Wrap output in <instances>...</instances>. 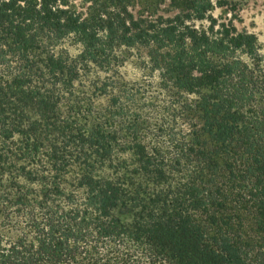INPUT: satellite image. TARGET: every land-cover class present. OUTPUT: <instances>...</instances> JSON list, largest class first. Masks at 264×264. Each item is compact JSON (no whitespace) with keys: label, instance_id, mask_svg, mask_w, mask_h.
Here are the masks:
<instances>
[{"label":"trees","instance_id":"obj_1","mask_svg":"<svg viewBox=\"0 0 264 264\" xmlns=\"http://www.w3.org/2000/svg\"><path fill=\"white\" fill-rule=\"evenodd\" d=\"M76 1L0 0V264H264L256 36L214 0Z\"/></svg>","mask_w":264,"mask_h":264},{"label":"rangeland","instance_id":"obj_2","mask_svg":"<svg viewBox=\"0 0 264 264\" xmlns=\"http://www.w3.org/2000/svg\"><path fill=\"white\" fill-rule=\"evenodd\" d=\"M76 3L80 5V0H77ZM132 7L137 10L139 6L134 2ZM157 7H160L159 12L164 16H171L175 13V9L168 1L157 5ZM228 7L234 10L229 12L226 6H219L214 0L213 8L208 14L210 13L217 21L231 18L239 31L246 30L249 33H253L257 38L259 51L264 54V0H231ZM199 23L207 24V21H195L197 26ZM67 48L71 54H76L78 50L77 46H73L69 43L67 44ZM142 65V60L137 59L135 53H131L120 67L121 75L130 85H138L141 88L142 99L145 101H152L154 105L162 107V105L167 103L166 101L170 99L164 96L159 90L156 75L150 76L147 74L143 71ZM146 115L150 118L155 116L150 110Z\"/></svg>","mask_w":264,"mask_h":264}]
</instances>
